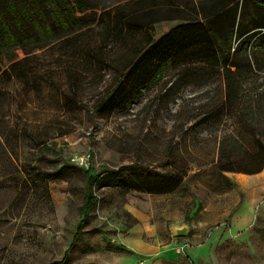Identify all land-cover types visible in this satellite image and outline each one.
<instances>
[{
  "label": "rangeland",
  "instance_id": "obj_1",
  "mask_svg": "<svg viewBox=\"0 0 264 264\" xmlns=\"http://www.w3.org/2000/svg\"><path fill=\"white\" fill-rule=\"evenodd\" d=\"M125 1L107 0L90 28L1 53L0 264H118L126 251L117 237L139 223L134 213L149 216L164 241L173 234L202 248L204 264H264V202L254 227L220 243L245 193L236 172L226 173L228 186L211 173L228 129L227 115L216 129L208 119L212 85L188 83V64L168 67L141 89L131 75L102 105L148 40L116 24ZM161 1L150 10L157 37L208 0ZM85 155L89 168L73 160ZM89 192L98 201L71 248Z\"/></svg>",
  "mask_w": 264,
  "mask_h": 264
},
{
  "label": "trees",
  "instance_id": "obj_2",
  "mask_svg": "<svg viewBox=\"0 0 264 264\" xmlns=\"http://www.w3.org/2000/svg\"><path fill=\"white\" fill-rule=\"evenodd\" d=\"M106 1L0 0V56L3 49L12 46L25 53L42 48L56 31L69 35L90 28L97 21L95 10L104 9L101 5ZM163 4L161 0H126L120 4L116 24L139 27L148 40L102 105L119 96L125 79L131 75L139 74L143 81L138 84L141 89L161 77L163 69L188 64L189 69L184 70L182 77H189L188 83L212 85L215 92L208 111L210 124L215 128L228 117V129L222 132L219 159L211 169L212 176H218L228 186L227 172H261L264 169V0L200 2L193 6L195 19L188 18L187 24L157 37L153 27L157 20L150 18V10ZM234 39L239 42L234 44ZM3 73L0 62V75ZM136 80L139 82V78ZM94 179L92 175L88 177V186ZM97 201V195L87 194L71 248L82 235ZM69 252H65L62 263L67 261Z\"/></svg>",
  "mask_w": 264,
  "mask_h": 264
},
{
  "label": "crops",
  "instance_id": "obj_3",
  "mask_svg": "<svg viewBox=\"0 0 264 264\" xmlns=\"http://www.w3.org/2000/svg\"><path fill=\"white\" fill-rule=\"evenodd\" d=\"M232 174L236 185L245 196L231 219L229 229L221 228L218 232L221 244L228 236H239L243 231L254 227L258 219V209L264 202V169L255 174ZM262 211L264 213V209ZM134 214L139 223L121 231L117 237L126 251L119 258L118 264H204L199 253L202 248L197 249L187 244L186 238H176L173 234L164 241L149 216Z\"/></svg>",
  "mask_w": 264,
  "mask_h": 264
},
{
  "label": "built area",
  "instance_id": "obj_4",
  "mask_svg": "<svg viewBox=\"0 0 264 264\" xmlns=\"http://www.w3.org/2000/svg\"><path fill=\"white\" fill-rule=\"evenodd\" d=\"M73 160H77L78 163H79L81 166H84V167H86V168H89L90 165H91V162H90V155H85V156H81V157L73 158Z\"/></svg>",
  "mask_w": 264,
  "mask_h": 264
},
{
  "label": "water",
  "instance_id": "obj_5",
  "mask_svg": "<svg viewBox=\"0 0 264 264\" xmlns=\"http://www.w3.org/2000/svg\"><path fill=\"white\" fill-rule=\"evenodd\" d=\"M176 232L178 235H184L186 233V229L185 228H177Z\"/></svg>",
  "mask_w": 264,
  "mask_h": 264
}]
</instances>
